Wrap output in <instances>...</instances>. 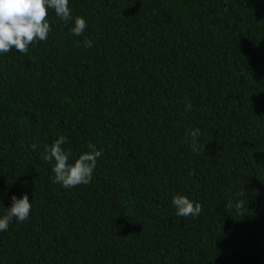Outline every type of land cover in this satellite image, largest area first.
I'll use <instances>...</instances> for the list:
<instances>
[{"label":"trees","instance_id":"trees-1","mask_svg":"<svg viewBox=\"0 0 264 264\" xmlns=\"http://www.w3.org/2000/svg\"><path fill=\"white\" fill-rule=\"evenodd\" d=\"M69 8L82 36L49 10L46 41L0 56V215L32 204L0 264H264V0ZM60 135L70 162L102 151L90 184L52 182ZM176 194L201 213L177 216Z\"/></svg>","mask_w":264,"mask_h":264},{"label":"clouds","instance_id":"clouds-1","mask_svg":"<svg viewBox=\"0 0 264 264\" xmlns=\"http://www.w3.org/2000/svg\"><path fill=\"white\" fill-rule=\"evenodd\" d=\"M53 10L58 20L67 23L72 21L70 32L74 36H82L87 28L86 20L81 16L73 17L69 8V0H0V56L9 53L10 50H18L21 55L27 54L29 46L35 42L46 41L52 31L50 22L46 17L48 11ZM84 47H93L92 40H85ZM200 131L197 128L188 132L191 140L190 148L193 153H199L205 145L199 143ZM67 138L60 135L53 143L45 146L42 159L52 165V182L66 189H72L78 185H88L93 180V174L97 167V161L102 156V151L90 145L89 151L81 153L78 158L72 157V152L63 145ZM33 150L38 148L32 144ZM244 193H238L243 197ZM11 206L4 208L6 211L0 215V233L6 232L13 221L24 222L29 219L32 204L27 194L17 198L10 197ZM171 205L175 214L179 217L198 216L202 211V205L189 199L186 195L176 194L171 198ZM228 207H241L233 205L232 200ZM0 207L3 208L2 205Z\"/></svg>","mask_w":264,"mask_h":264}]
</instances>
